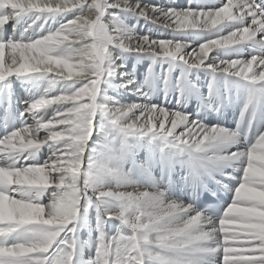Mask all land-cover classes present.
Instances as JSON below:
<instances>
[{"label":"snow or ice","instance_id":"1","mask_svg":"<svg viewBox=\"0 0 264 264\" xmlns=\"http://www.w3.org/2000/svg\"><path fill=\"white\" fill-rule=\"evenodd\" d=\"M0 129V264H264V0H0Z\"/></svg>","mask_w":264,"mask_h":264},{"label":"bare ground","instance_id":"2","mask_svg":"<svg viewBox=\"0 0 264 264\" xmlns=\"http://www.w3.org/2000/svg\"><path fill=\"white\" fill-rule=\"evenodd\" d=\"M145 2L164 3V4H166L168 2V0H145ZM175 2L178 3V4H180V6H185L186 7L189 3H192L193 0H175ZM224 2H226V0H224ZM193 6H195V5H193ZM143 27H144L143 21H141V29H143ZM160 38H170V36L167 35V34H163L162 33V34H160ZM193 46L195 47V45H193ZM189 51H191V49H189ZM247 58H250V57H247ZM146 65H147V62H145L144 64H142V65L139 66V70L141 71V73H143L144 69L146 68ZM125 102H129V101H125ZM234 117L235 116L232 113H230L227 121L229 119L233 120ZM226 123L228 125V122H226ZM181 130L182 129H178L177 131H181ZM45 153H46V150H45ZM42 158H44V153H42Z\"/></svg>","mask_w":264,"mask_h":264}]
</instances>
